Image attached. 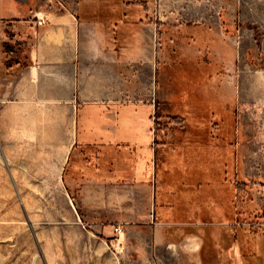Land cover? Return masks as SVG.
Masks as SVG:
<instances>
[{
    "label": "rangeland",
    "instance_id": "374dc122",
    "mask_svg": "<svg viewBox=\"0 0 264 264\" xmlns=\"http://www.w3.org/2000/svg\"><path fill=\"white\" fill-rule=\"evenodd\" d=\"M172 12L150 33L172 81L150 94L167 144L155 148V203L165 219L168 195L182 196L206 216L157 219L153 203H128L123 189L90 196L59 172L24 170L31 149L0 147V264H244L232 232L264 235V0H174ZM161 231L179 246L202 233L201 255Z\"/></svg>",
    "mask_w": 264,
    "mask_h": 264
},
{
    "label": "crops",
    "instance_id": "0c3cea01",
    "mask_svg": "<svg viewBox=\"0 0 264 264\" xmlns=\"http://www.w3.org/2000/svg\"><path fill=\"white\" fill-rule=\"evenodd\" d=\"M173 2L0 0L4 153L29 148L25 164L31 167L24 170L59 172L68 188L87 189L93 197L107 189L120 196L123 189L133 198L128 203H153L157 219L206 216L207 208L194 213L183 207L182 196L168 195L165 219L155 203V148L167 144L156 140L150 94L169 91L172 81L169 61L155 60L150 33L177 20ZM164 73L169 77L161 84ZM160 234L181 252L202 253V233L187 235L180 246Z\"/></svg>",
    "mask_w": 264,
    "mask_h": 264
},
{
    "label": "trees",
    "instance_id": "16d2710c",
    "mask_svg": "<svg viewBox=\"0 0 264 264\" xmlns=\"http://www.w3.org/2000/svg\"><path fill=\"white\" fill-rule=\"evenodd\" d=\"M231 237L232 242L238 243L240 246L244 264H264V235L257 237L236 229L232 232ZM206 241L207 247L213 246L212 238H207ZM205 254H207V251Z\"/></svg>",
    "mask_w": 264,
    "mask_h": 264
},
{
    "label": "built area",
    "instance_id": "2783aa9c",
    "mask_svg": "<svg viewBox=\"0 0 264 264\" xmlns=\"http://www.w3.org/2000/svg\"><path fill=\"white\" fill-rule=\"evenodd\" d=\"M43 22H44V20H43V19H40L39 23H41V24H42Z\"/></svg>",
    "mask_w": 264,
    "mask_h": 264
}]
</instances>
